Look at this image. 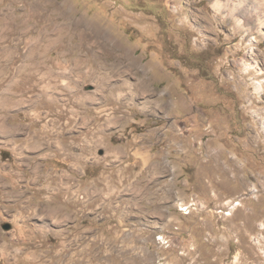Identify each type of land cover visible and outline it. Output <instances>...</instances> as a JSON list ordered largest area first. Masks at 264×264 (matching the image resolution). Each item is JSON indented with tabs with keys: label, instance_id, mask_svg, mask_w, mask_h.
I'll return each instance as SVG.
<instances>
[{
	"label": "rangeland",
	"instance_id": "rangeland-1",
	"mask_svg": "<svg viewBox=\"0 0 264 264\" xmlns=\"http://www.w3.org/2000/svg\"><path fill=\"white\" fill-rule=\"evenodd\" d=\"M8 100L0 264H264V0H0Z\"/></svg>",
	"mask_w": 264,
	"mask_h": 264
},
{
	"label": "crops",
	"instance_id": "crops-1",
	"mask_svg": "<svg viewBox=\"0 0 264 264\" xmlns=\"http://www.w3.org/2000/svg\"><path fill=\"white\" fill-rule=\"evenodd\" d=\"M5 104L8 106H11L13 108V110H15L16 113V100H8V101H0V110H4L5 109ZM12 118H8V116L6 117L5 115H1L0 116V131H5L6 129L8 131L11 130H16L15 127L11 128V125H9L11 123L10 120L14 119L16 117L15 114L11 115ZM10 117V116H9ZM2 121V122H1ZM4 128V130H3ZM6 130V131H7ZM86 145H84V150L81 154L78 155H70L67 157V162L71 163L73 166V170L76 168L78 171L83 170V172L85 173L86 170L87 172H89L91 170V168L94 166L92 164H94V159H93V154H94V150H91L90 146H87V148H85ZM108 150H110V154L115 155L116 153L118 154L119 152L116 149H112L111 147L108 148ZM43 157H45V155H42ZM87 159H89V161H87ZM83 163V164H82ZM69 170V167L67 168ZM90 176L91 172H89ZM77 180H79V176H74ZM73 175H67L66 179H67V185H66V191L70 190V184L73 183V179H74ZM99 177V176H98ZM93 178H97V176H94ZM95 184L98 185L97 181L95 180ZM94 193V195H100L101 193V189L100 187H97L95 190L92 191Z\"/></svg>",
	"mask_w": 264,
	"mask_h": 264
},
{
	"label": "bare ground",
	"instance_id": "bare-ground-1",
	"mask_svg": "<svg viewBox=\"0 0 264 264\" xmlns=\"http://www.w3.org/2000/svg\"><path fill=\"white\" fill-rule=\"evenodd\" d=\"M218 3V2H217ZM82 23V22H81ZM81 23L80 22H76L75 24H74V28L76 29V30H78L79 31V27L81 26ZM74 29V30H75ZM80 39H81V43H80V45L82 44L83 45V43L88 39V38H93V37H91V36H88L87 37V34H80V37H79ZM56 41V40H55ZM54 41V42H55ZM57 43V42H56ZM85 45V44H84ZM75 46V45H74ZM74 48V47H73ZM77 48H78V46H77ZM80 48V47H79ZM100 48L102 49V56L100 57L101 58V60H103L104 61V63H105V65L107 66V67H116V65H115V63L113 62V64L112 63H109V59H110V55H111V53H112V51L114 50H110L109 48H108V46H107V44H104V43H102V44H100ZM71 49V48H70ZM34 52V49H32L31 50V53H33ZM92 52V51H91ZM95 56H97V55H93V57H95ZM92 57V56H91ZM80 59V58H79ZM109 60V61H108ZM97 61V60H96ZM102 66V65H101ZM100 67V66H99ZM103 67V66H102ZM114 69V68H113ZM263 82V81H262ZM262 82H257V86H256V90L259 92V91H261V90H263V86H262ZM0 189H1V187H0ZM3 189V188H2ZM12 188H10V190H11ZM11 192V191H10ZM14 192V191H13ZM7 194H11V193H7ZM12 194H14V193H12ZM11 194V195H12ZM182 207H184V205H181V208ZM231 209V208H230ZM181 211H184V210H181ZM232 211V210H231ZM261 229H264V224L261 226ZM43 230V229H42ZM258 243H261V241L260 242H258ZM257 245V244H256Z\"/></svg>",
	"mask_w": 264,
	"mask_h": 264
},
{
	"label": "water",
	"instance_id": "water-1",
	"mask_svg": "<svg viewBox=\"0 0 264 264\" xmlns=\"http://www.w3.org/2000/svg\"><path fill=\"white\" fill-rule=\"evenodd\" d=\"M10 227H11L10 225H6L5 229H10Z\"/></svg>",
	"mask_w": 264,
	"mask_h": 264
}]
</instances>
